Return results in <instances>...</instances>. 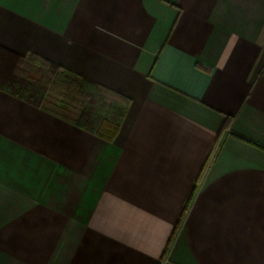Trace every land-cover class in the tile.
<instances>
[{
	"label": "crops",
	"instance_id": "1",
	"mask_svg": "<svg viewBox=\"0 0 264 264\" xmlns=\"http://www.w3.org/2000/svg\"><path fill=\"white\" fill-rule=\"evenodd\" d=\"M0 49L129 101L106 142L0 90V264H264V0H0Z\"/></svg>",
	"mask_w": 264,
	"mask_h": 264
},
{
	"label": "trees",
	"instance_id": "2",
	"mask_svg": "<svg viewBox=\"0 0 264 264\" xmlns=\"http://www.w3.org/2000/svg\"><path fill=\"white\" fill-rule=\"evenodd\" d=\"M4 57L1 91L33 107L50 108L101 140H115L127 112V98L33 54Z\"/></svg>",
	"mask_w": 264,
	"mask_h": 264
}]
</instances>
